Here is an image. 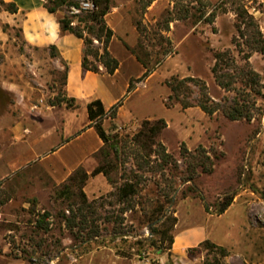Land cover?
Returning <instances> with one entry per match:
<instances>
[{"label": "rangeland", "instance_id": "374dc122", "mask_svg": "<svg viewBox=\"0 0 264 264\" xmlns=\"http://www.w3.org/2000/svg\"><path fill=\"white\" fill-rule=\"evenodd\" d=\"M80 1L47 0L46 5L59 20L70 21L94 53L102 54L103 25L110 28L153 68V77L148 83L134 79L138 91L122 98L136 120L122 127L110 117L104 121L110 142L95 158L108 176L89 177L83 186L93 204L84 207L89 224L67 228L71 208L77 214L83 207L80 187L70 185L69 194H62L69 182L56 183L36 157L11 166L26 151L45 153L64 141L68 108L59 101L65 98L66 67L54 59V49L27 42L22 16L11 0H0V264H80L101 249L134 253L136 240L159 239L148 225L162 218L161 206L166 211L173 199L168 215L177 220L171 249L161 253L143 243L133 264H203L213 257L200 248L207 239L228 250L225 264H264V55L244 45L236 11L244 6L264 37V0H208V10L218 11L213 24L193 10L188 19L172 21L168 31L164 21L171 0H156L146 11L139 0H102L109 7L104 24L93 20L95 12L72 14ZM223 51L232 54L237 75L251 69L260 77L262 95L255 96L252 121H232L223 113L236 96L221 88L212 72L215 54ZM93 58L98 62L87 56L97 66ZM177 83L179 92L173 94L170 85ZM237 86L243 87L240 80ZM200 101L217 102L222 109L209 115ZM83 111L81 105L77 125L84 121ZM160 119L167 126L154 141H135L145 120ZM161 146L166 161L157 155ZM134 173L142 176L140 195L135 208L123 214L118 188ZM117 216L125 218L123 225L114 224ZM93 231L103 243L84 242Z\"/></svg>", "mask_w": 264, "mask_h": 264}, {"label": "trees", "instance_id": "16d2710c", "mask_svg": "<svg viewBox=\"0 0 264 264\" xmlns=\"http://www.w3.org/2000/svg\"><path fill=\"white\" fill-rule=\"evenodd\" d=\"M97 6V11H95L94 15H92V18L94 21H98L100 24H104V16L108 13L109 7L108 3L102 4V0H94ZM108 2V0H105V2ZM156 0H139V5L141 6L143 11H146ZM172 3V9L167 12V16L165 17V31H168L170 29V23L174 20H185L190 17L193 10H197L200 12L202 17H205V21L209 24H213L215 22V19L217 17L218 11L217 9L208 10L209 6L211 5L208 0H171ZM226 4V2H222ZM15 7V10H17V7L14 3H12ZM104 5L101 10L99 9V6ZM236 5V3H235ZM48 8V6H47ZM49 12L55 13V9L48 8ZM237 16H238V23H237V29L240 33L241 39L244 40V45L248 48L250 52H259L264 55V37L260 31L259 25L255 22L254 18L249 15L247 10L244 8V6L237 5L236 7ZM97 12V13H96ZM207 15V16H206ZM61 24V28L63 32H71L75 34L76 36L84 39L85 42V57L83 59V68L85 70H90L94 72L99 71V67L96 65H93L89 62L87 59L88 55H93L98 62L102 63L105 68L107 69V72L109 74H113L115 70L119 66V62L116 58H114L111 53L108 50L109 43L114 35L113 31L110 28H104L103 25L102 30L105 31L104 38V47H103V53L100 54L99 52L94 53L90 49H88L89 43L83 35L75 28H73L70 24V21L68 20H59ZM145 29L144 27L139 24V31L143 32ZM102 36V35H101ZM127 48L137 56V59L142 63V65L145 67L146 71L144 74L138 79L139 81L147 79L152 73L153 68L149 67V64L144 61L135 50L131 49L129 46ZM51 49H54L52 47ZM246 66L249 65V56H246ZM216 63L212 69L213 75L218 83V85L223 88L226 91H232L236 94L234 101L231 104H228L226 107L222 109L221 104L217 102L209 103L207 101H200L199 107L207 114L213 115L218 110L222 109L224 115L232 120V121H252L253 118L256 115V97L255 96H261V82L259 80V75L256 74L253 70H242V74L237 75L235 73V69L237 68L236 61L232 57V54L229 51H223V52H217L215 54ZM188 81L197 82L194 78H188L186 79ZM195 80V81H194ZM242 82L243 87L239 88L237 84ZM180 84H171L170 88L173 94H177L180 89ZM134 90L133 86V80H131L128 92L125 96H128L129 93H131ZM124 100H120L117 104L112 106L109 110V112L106 111L103 103L101 100H95L90 102L87 105V111L88 116L90 120L91 127H94L97 133L99 134L100 138L104 141L105 146L107 143L110 142V134L109 130H107L104 126V120L107 117H110L111 119L116 118L117 111L120 106L123 105ZM59 103H65L66 107L68 109L75 108L76 107V100L74 98H68L65 95V98L60 100ZM166 122L163 119L157 120L155 123H152L150 120H145L142 125V129L139 131V133L135 136V141L137 143H142L143 141L146 143L149 141H154L155 138L158 136L160 131L164 128H166ZM104 146V147H105ZM103 147V149H104ZM101 149V151L103 150ZM100 151V152H101ZM185 151L188 152V150L185 148ZM163 161H166L168 157V153L166 152V149L161 146V150L159 154H157ZM99 174H103L105 176H108V172H106L102 167H96L91 174H88L83 168H79L76 170L67 180L69 182V185H65V189L67 191H62V194H69L70 192V185H74L77 187H80L81 197H82V205L83 207L79 209L76 213H74V209L71 208V213L73 214L72 217H65V226L71 230L79 226V224L87 225L89 224L87 216L84 214V207H87L88 209L92 208L93 204L88 201V198L86 194L83 191V186L85 185L86 181L89 177H94ZM133 179L127 178L124 183L118 188V199L120 202H123L125 204V207L122 209V213H126L128 211H132L135 208V199L140 195V189L139 185L142 181V176L134 173L132 176ZM234 197L228 198V200L222 204L218 210V214H222L226 211L228 206L232 203ZM171 202V201H170ZM206 210H208V207L205 205ZM161 215L163 216L165 214V209L163 206H161V209L159 210ZM81 218H80V217ZM80 218V221H77V219ZM109 221H111L110 218H108ZM170 220H173L171 225L168 227H165L163 229H159L158 225H163L169 222ZM177 218L171 217L168 214L166 217L160 221L158 224L154 225V223H150L148 225V229L153 235H158L159 239L157 241L154 240L153 237L146 238L142 240H136V245H139V248L133 253L132 251H122L120 249L116 250V254L121 257L132 259L135 256H141L142 251L140 249L141 246L144 244H148L152 248H156L159 252H164L165 250H170L173 243H174V237L172 235V229L176 223ZM125 221L124 217L117 216L113 222L114 224H121L123 225ZM41 223L43 221H40ZM43 225H41L42 227ZM43 228V227H42ZM98 229V227H97ZM96 229V231H97ZM96 231H93L95 233L87 235L86 239H84V242L87 244H90L92 242H98L103 243L104 240H100V235L97 234ZM106 246V245H105ZM200 248H203L206 250L207 254L213 255L212 259H206L203 264H225L223 262V259L228 256V250L225 247L219 246L210 240H205L200 244Z\"/></svg>", "mask_w": 264, "mask_h": 264}, {"label": "crops", "instance_id": "0c3cea01", "mask_svg": "<svg viewBox=\"0 0 264 264\" xmlns=\"http://www.w3.org/2000/svg\"><path fill=\"white\" fill-rule=\"evenodd\" d=\"M11 1L16 5L18 15L22 16L23 32L27 42L40 49L50 50L54 47L56 52L54 59L66 67L65 95L76 100V107L66 110L64 114L61 132L64 141L45 153L26 151L14 159L11 166L18 167L36 157L58 184L67 181L79 168L91 174L97 167L95 156L103 149L105 143L95 128L89 126L87 105L92 101L101 100L106 111L109 112L110 108L127 94L131 80L140 78L146 69L115 34L108 46L111 55L119 62L115 72L109 74L105 66L94 58L99 71L85 70L83 68L86 48L84 39L71 32L62 31L58 15L49 12L47 8V0ZM100 51L103 53L102 49ZM132 67L135 69L132 70ZM152 74L146 79V83L152 79ZM137 91L138 87H135L129 94L133 96ZM126 103L127 101H124L118 108L116 118L110 119L120 127L137 119V116L128 110ZM81 105L84 110V121L77 125ZM80 264H133V260L118 256L112 249H101L89 253Z\"/></svg>", "mask_w": 264, "mask_h": 264}, {"label": "built area", "instance_id": "2783aa9c", "mask_svg": "<svg viewBox=\"0 0 264 264\" xmlns=\"http://www.w3.org/2000/svg\"><path fill=\"white\" fill-rule=\"evenodd\" d=\"M97 6L94 0H81L78 7L73 8L72 14H79L80 12H95Z\"/></svg>", "mask_w": 264, "mask_h": 264}, {"label": "water", "instance_id": "95a60500", "mask_svg": "<svg viewBox=\"0 0 264 264\" xmlns=\"http://www.w3.org/2000/svg\"><path fill=\"white\" fill-rule=\"evenodd\" d=\"M174 201H175V199H173L172 204L170 205V207H169L168 209H166L165 214L162 216V218L159 219V220H157V221L154 223V225L158 224L160 221H162V220L166 217V215L170 212V209H171V207L173 206Z\"/></svg>", "mask_w": 264, "mask_h": 264}]
</instances>
